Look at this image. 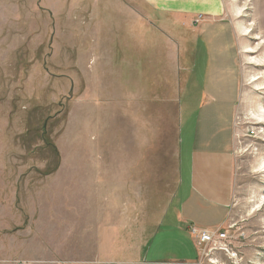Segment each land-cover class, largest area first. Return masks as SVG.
Segmentation results:
<instances>
[{
  "label": "rangeland",
  "instance_id": "rangeland-1",
  "mask_svg": "<svg viewBox=\"0 0 264 264\" xmlns=\"http://www.w3.org/2000/svg\"><path fill=\"white\" fill-rule=\"evenodd\" d=\"M120 1L0 0V264H99L103 243L113 244L110 216L103 223L94 207L88 215L85 156L99 152L89 149L84 69L85 50L101 43V25L131 10ZM224 7L239 31L241 98L233 195L220 227L231 249L218 263L264 264V0H224ZM110 134L114 154L124 136L117 129ZM92 166H100L99 157ZM102 181L94 183L98 191ZM94 200L107 201L98 193ZM147 235L146 242L129 243L136 246L126 253L124 243L114 245L123 253L118 258L125 264L202 262L194 238L196 257L190 244L181 261L168 236L155 241Z\"/></svg>",
  "mask_w": 264,
  "mask_h": 264
},
{
  "label": "crops",
  "instance_id": "crops-1",
  "mask_svg": "<svg viewBox=\"0 0 264 264\" xmlns=\"http://www.w3.org/2000/svg\"><path fill=\"white\" fill-rule=\"evenodd\" d=\"M120 2L131 10L103 23L100 45L85 50L84 115L90 152L100 158L95 168V156H85L88 215L94 207L103 223L113 220V244L103 243L97 258L99 264L129 263L114 245L134 250L128 244L146 242L151 231L147 236L155 241L168 236L182 261L190 244L196 257L191 228L214 230L229 217L241 98L239 31L226 18L224 0ZM113 129L124 138L111 154ZM97 193L105 205L95 202Z\"/></svg>",
  "mask_w": 264,
  "mask_h": 264
},
{
  "label": "built area",
  "instance_id": "built-area-1",
  "mask_svg": "<svg viewBox=\"0 0 264 264\" xmlns=\"http://www.w3.org/2000/svg\"><path fill=\"white\" fill-rule=\"evenodd\" d=\"M200 20L201 16H198L194 22L197 23ZM190 234L202 254V262L199 264H223L218 262H224L231 249L230 236L225 231H222L221 228L215 231L192 228Z\"/></svg>",
  "mask_w": 264,
  "mask_h": 264
},
{
  "label": "bare ground",
  "instance_id": "bare-ground-1",
  "mask_svg": "<svg viewBox=\"0 0 264 264\" xmlns=\"http://www.w3.org/2000/svg\"><path fill=\"white\" fill-rule=\"evenodd\" d=\"M216 229H214V230H210V231H215ZM206 264H213V263H206Z\"/></svg>",
  "mask_w": 264,
  "mask_h": 264
}]
</instances>
